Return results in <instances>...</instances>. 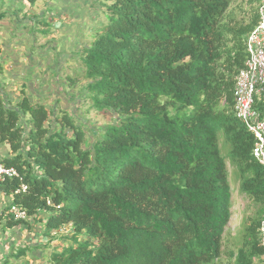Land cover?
Instances as JSON below:
<instances>
[{"label":"trees","instance_id":"16d2710c","mask_svg":"<svg viewBox=\"0 0 264 264\" xmlns=\"http://www.w3.org/2000/svg\"><path fill=\"white\" fill-rule=\"evenodd\" d=\"M106 1L103 34L82 48L70 78H84L87 111L114 122L90 142L71 112L48 110L24 90L16 101L0 96V145L10 150L0 163L18 173L0 184L11 198L0 228L43 224L45 237L66 240L48 264H264V167L233 112L264 0ZM253 109L264 119V86ZM227 167L250 214L241 240L223 250L233 215ZM12 205L27 218L13 220ZM32 249L11 248L0 264Z\"/></svg>","mask_w":264,"mask_h":264},{"label":"crops","instance_id":"0c3cea01","mask_svg":"<svg viewBox=\"0 0 264 264\" xmlns=\"http://www.w3.org/2000/svg\"><path fill=\"white\" fill-rule=\"evenodd\" d=\"M40 1H46L44 6L38 5ZM73 1L76 0H39L31 6L22 0H0V96L4 100L16 101L24 90L32 102H41L48 110L56 111L60 106L62 110L72 112L70 105L73 106L75 102L69 99L71 95H66L59 87V72L62 68L60 61L64 57L58 59L60 56L57 53L72 49L76 42L79 43L74 39L78 37L77 34H73L74 28L79 26L75 16L85 10L79 9ZM48 12L58 16L56 34L59 38L40 28ZM40 34L48 35L49 38L44 40ZM8 153V146L0 145V157ZM10 201V197L0 193V208ZM42 225L37 224V233L26 234L24 239L22 235L25 231H34L33 226L29 230L20 227L2 230L3 237L7 234L12 238L7 244L8 249L13 248L14 242L17 246L15 239L22 240L18 243L19 247L28 246L34 238L37 241L40 235L43 236ZM44 240H48L47 237ZM36 251L38 256H35V260H40L44 252H40V249Z\"/></svg>","mask_w":264,"mask_h":264},{"label":"rangeland","instance_id":"374dc122","mask_svg":"<svg viewBox=\"0 0 264 264\" xmlns=\"http://www.w3.org/2000/svg\"><path fill=\"white\" fill-rule=\"evenodd\" d=\"M46 1H40L38 5L44 6ZM73 3H76L75 5L81 9L85 10L84 12L81 11V13H77L75 16L76 19H78L79 26L75 27L73 34H77V38L74 37L75 40H78L76 42V46L72 47V49H65L61 51L60 53H57V55L60 56L58 59H62L60 61V64L62 66L61 71L59 72L61 79L59 81V87L60 90L65 93L66 95L76 96V101H74V105H70L71 114L73 116L74 122L77 125H82L84 130H86V139L92 142V139L94 138L95 133L98 129L104 128L107 125H110L114 122L113 117L110 114H100L95 111H87L88 106L90 105V102L88 100V97L86 95H81L83 87L85 85L84 78L80 77V80L78 78L72 79L70 77L76 76L78 72L81 70V50L82 47L91 45L92 42L100 37L103 34L104 26L108 22V14L106 10V6L109 4L106 0H76L73 1ZM37 5V6H38ZM245 9L246 6H244ZM240 16V13L238 14ZM58 16L54 15L53 12L46 13V16L44 18V21L46 23V26L42 25L40 28L44 30L47 34H56V27L58 26ZM72 20V19H70ZM51 24H54L51 26ZM57 35V34H56ZM60 36L57 35V38ZM40 38L47 39L49 38L48 35H42L40 34ZM81 45V46H80ZM73 46V45H72ZM79 46L81 49H79ZM70 96V97H71ZM60 107V106H59ZM69 110V109H68ZM92 131L90 133V130ZM226 156H228V151L223 150ZM228 170V181L231 188V194H232V218L227 225L225 229V233L223 235L222 239V247L223 250H226L228 247L229 249L234 248V244L236 242H239L241 240V236L239 234L240 225L242 222V219L244 216L250 214V210H247L248 206V200L241 197L238 193L239 189V174L237 171L230 169L227 167ZM32 229L34 231L27 232L22 235V239L25 238L26 234H36L37 229L36 225H32ZM67 230L63 231L60 234H67ZM239 234V235H238ZM12 237V236H11ZM45 235H40L37 239V241L33 240L32 243L27 244L29 248H33L35 246H40V252H44V255L40 260H35V256H38V252L36 249L34 250L35 253L29 252L25 257L18 259L17 261L10 259L9 261L12 262V264H48V258L49 254L57 249L60 248L63 245V241H66L64 239H59V237H53L50 240H44ZM12 239V238H11ZM9 238V235L2 234V229H0V258L4 257L6 258V253L10 252V249H8V243L11 241ZM53 239V240H52ZM16 241L17 246H15V242L13 243V248H20L18 246V243L22 240ZM36 241V242H35ZM39 243L38 245H35L36 243ZM63 242V243H62ZM226 260L224 257L220 259L219 262H216L214 264H222L225 263Z\"/></svg>","mask_w":264,"mask_h":264},{"label":"built area","instance_id":"2783aa9c","mask_svg":"<svg viewBox=\"0 0 264 264\" xmlns=\"http://www.w3.org/2000/svg\"><path fill=\"white\" fill-rule=\"evenodd\" d=\"M264 6V5H263ZM247 60L238 73L233 90V112L254 137L253 158L264 167V119L253 109L254 95L264 86V19L248 34L246 41ZM14 168L0 163V184L5 179L17 177ZM25 187H22L24 190ZM9 215L15 221L26 219V213L16 206H10ZM68 231V230H67ZM63 231H61L62 233ZM259 241L264 247V215L259 225Z\"/></svg>","mask_w":264,"mask_h":264}]
</instances>
